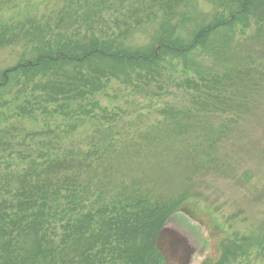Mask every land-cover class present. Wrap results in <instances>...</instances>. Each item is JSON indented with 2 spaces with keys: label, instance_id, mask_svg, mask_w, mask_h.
Listing matches in <instances>:
<instances>
[{
  "label": "rangeland",
  "instance_id": "374dc122",
  "mask_svg": "<svg viewBox=\"0 0 264 264\" xmlns=\"http://www.w3.org/2000/svg\"><path fill=\"white\" fill-rule=\"evenodd\" d=\"M83 1L100 6L95 18L100 23L89 33L102 40L116 39L135 51L160 30L157 15L137 28L130 21L121 36L124 26L113 23L127 20L136 0H0V32L34 18L49 23L55 34L65 5L80 13ZM241 1L172 4L183 45L203 27L230 24L182 54L166 52L150 67L140 64L127 75L102 80V90L80 105L48 104L34 88L46 79L15 78L0 92V197L12 200L21 182L35 178L32 172L57 160L68 166L52 185L64 197L73 195L67 215L160 201L174 210L167 219L175 216L174 223L204 249L193 264L206 259L212 264L219 248L235 240L245 247L260 242L264 0H251L246 8ZM148 13L133 19L142 21ZM25 52L21 45L1 50L0 75L30 56ZM91 104L96 106L90 115L80 113ZM61 217L54 225L55 243L62 235ZM229 264H264V240Z\"/></svg>",
  "mask_w": 264,
  "mask_h": 264
},
{
  "label": "trees",
  "instance_id": "16d2710c",
  "mask_svg": "<svg viewBox=\"0 0 264 264\" xmlns=\"http://www.w3.org/2000/svg\"><path fill=\"white\" fill-rule=\"evenodd\" d=\"M136 1L137 6L130 8L127 20L113 23L118 29L124 26L121 36L130 30V21L137 28L157 15L161 18L160 30L152 42L135 51L116 39L102 40L93 32L89 33L100 23L95 19L100 14V6L86 1H83L80 13L70 3L65 5L56 19L58 32L55 34L49 23L34 18L15 27L3 28L0 51L21 45L30 56L21 57L14 67L2 72L0 92L17 81L15 78L23 77L26 82L46 79L34 83V88L42 93L46 103L63 102L60 108L65 106L67 109L100 92L102 80L118 74L127 75L140 64L150 67L166 52L182 54L204 43L212 31L230 24L224 20L203 27L193 35L190 44L183 45L176 35L173 19L176 15L172 10V4L182 0ZM249 1L243 0L241 4L246 8ZM144 10H149L144 20L133 19ZM184 17L186 14L181 23ZM95 106L91 104L88 112L79 108L80 113L88 116ZM67 169L65 162L54 160L40 172H32L35 178L30 183L21 182L12 200L0 197V264H163L154 243L167 217L174 212L172 208L160 204V201L155 204L136 202L127 207L110 209L105 206L92 213L67 215V209L74 203L73 195L64 197L52 187L53 180H60L56 175ZM59 216L65 222L60 226V240L55 243L54 225ZM262 237L260 242L249 247L239 245L236 240L230 243L231 247L221 246L219 258L212 264H229L246 256L250 247L264 240V235ZM202 264L209 263L206 259Z\"/></svg>",
  "mask_w": 264,
  "mask_h": 264
},
{
  "label": "water",
  "instance_id": "95a60500",
  "mask_svg": "<svg viewBox=\"0 0 264 264\" xmlns=\"http://www.w3.org/2000/svg\"><path fill=\"white\" fill-rule=\"evenodd\" d=\"M175 216L167 219L156 237L155 248L161 253L165 264H193L194 257L203 253L192 236L174 223Z\"/></svg>",
  "mask_w": 264,
  "mask_h": 264
}]
</instances>
